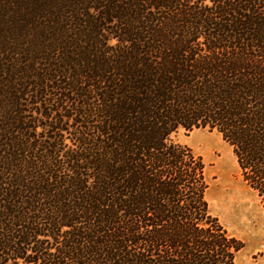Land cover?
Instances as JSON below:
<instances>
[{
    "label": "trees",
    "instance_id": "16d2710c",
    "mask_svg": "<svg viewBox=\"0 0 264 264\" xmlns=\"http://www.w3.org/2000/svg\"><path fill=\"white\" fill-rule=\"evenodd\" d=\"M194 128L264 205V0H0V264H236Z\"/></svg>",
    "mask_w": 264,
    "mask_h": 264
},
{
    "label": "rangeland",
    "instance_id": "374dc122",
    "mask_svg": "<svg viewBox=\"0 0 264 264\" xmlns=\"http://www.w3.org/2000/svg\"><path fill=\"white\" fill-rule=\"evenodd\" d=\"M173 140L188 145L206 164V197L211 212L244 242L236 264H264V205L242 179L231 147L207 128L180 129Z\"/></svg>",
    "mask_w": 264,
    "mask_h": 264
}]
</instances>
